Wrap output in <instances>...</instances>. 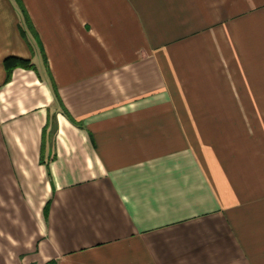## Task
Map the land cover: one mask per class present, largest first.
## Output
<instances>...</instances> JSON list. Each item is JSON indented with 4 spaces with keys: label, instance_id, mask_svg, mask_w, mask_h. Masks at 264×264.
Listing matches in <instances>:
<instances>
[{
    "label": "crops",
    "instance_id": "crops-1",
    "mask_svg": "<svg viewBox=\"0 0 264 264\" xmlns=\"http://www.w3.org/2000/svg\"><path fill=\"white\" fill-rule=\"evenodd\" d=\"M20 2L0 264H264V0Z\"/></svg>",
    "mask_w": 264,
    "mask_h": 264
},
{
    "label": "trees",
    "instance_id": "trees-1",
    "mask_svg": "<svg viewBox=\"0 0 264 264\" xmlns=\"http://www.w3.org/2000/svg\"><path fill=\"white\" fill-rule=\"evenodd\" d=\"M15 1L19 4V7L21 8L22 13L24 14V17H25L26 21L28 22V18L26 16L25 9H24V7H22L20 0H15ZM4 66H5L6 70L11 71L15 67L30 68L31 64H30V61H28V60H21V59H17V58H7L4 61ZM63 113L71 120L70 116L67 114V112L64 109H63Z\"/></svg>",
    "mask_w": 264,
    "mask_h": 264
}]
</instances>
